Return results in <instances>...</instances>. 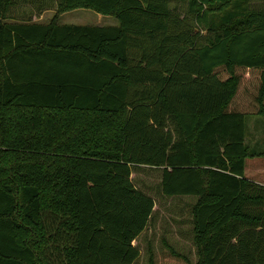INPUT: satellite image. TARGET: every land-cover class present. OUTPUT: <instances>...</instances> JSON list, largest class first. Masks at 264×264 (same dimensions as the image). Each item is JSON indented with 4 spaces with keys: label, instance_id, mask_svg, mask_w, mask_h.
<instances>
[{
    "label": "trees",
    "instance_id": "trees-1",
    "mask_svg": "<svg viewBox=\"0 0 264 264\" xmlns=\"http://www.w3.org/2000/svg\"><path fill=\"white\" fill-rule=\"evenodd\" d=\"M20 2L54 15L18 20ZM77 7L117 24L56 21ZM247 114L264 115V5L0 0V264H135L167 197L189 206L195 259L169 256L264 264ZM132 166L157 171L155 191Z\"/></svg>",
    "mask_w": 264,
    "mask_h": 264
},
{
    "label": "rangeland",
    "instance_id": "rangeland-1",
    "mask_svg": "<svg viewBox=\"0 0 264 264\" xmlns=\"http://www.w3.org/2000/svg\"><path fill=\"white\" fill-rule=\"evenodd\" d=\"M173 3L174 1L172 5ZM251 4L261 7L264 5V0H251ZM12 13L14 18L18 20L29 18L32 21L48 22L53 17L54 10L45 9L41 13L36 14L32 5L20 2L14 5ZM56 21L71 24H117V19L113 15L104 14L87 7H77L58 13ZM242 72H246L245 76H243L245 85L249 80H253L254 74L256 75V72L251 69L244 68ZM249 126V122L245 119L247 135H249ZM248 147L249 151L253 153L254 147L251 145H248ZM259 148L262 150L261 155H264V147L259 146ZM10 162L9 156H6L1 161L5 167ZM130 176L135 185L145 184L151 191H155L158 181L157 171L151 170L146 166H132ZM191 237L189 206L182 201L175 200L174 197H167L163 201L158 200L154 205V211L148 224L134 239L139 251L135 264H149V253L153 256L154 264H187L181 259L169 256L167 254L168 245L174 250L185 254L189 261L192 262L195 259V252Z\"/></svg>",
    "mask_w": 264,
    "mask_h": 264
},
{
    "label": "crops",
    "instance_id": "crops-1",
    "mask_svg": "<svg viewBox=\"0 0 264 264\" xmlns=\"http://www.w3.org/2000/svg\"><path fill=\"white\" fill-rule=\"evenodd\" d=\"M245 119L250 124L248 129L249 135H247V131L245 130V142L247 145L253 146L255 150L251 156L244 158L243 174L245 177L264 185V158H262L264 155H261L262 150L259 148V146L264 147V115L247 114Z\"/></svg>",
    "mask_w": 264,
    "mask_h": 264
}]
</instances>
